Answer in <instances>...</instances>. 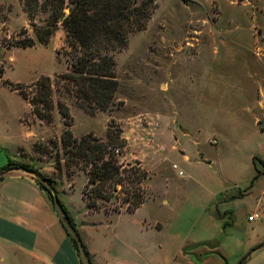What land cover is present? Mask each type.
Listing matches in <instances>:
<instances>
[{"label": "rangeland", "instance_id": "rangeland-1", "mask_svg": "<svg viewBox=\"0 0 264 264\" xmlns=\"http://www.w3.org/2000/svg\"><path fill=\"white\" fill-rule=\"evenodd\" d=\"M44 18L40 14L37 23ZM28 37L36 41L20 1L0 0L1 80L31 85L41 75L54 77L67 71L65 55L60 60L57 56L66 38L62 27L47 45L2 46L3 38L12 43ZM116 73L120 88L112 110L90 116L74 109V133L92 132L105 139L108 124L123 131L128 146L120 161L133 165L140 161L149 173L147 198L139 214L153 224L144 231L147 242L155 243L159 251L187 244L198 232L215 229L216 219L209 217L222 206L232 211V233L244 238L263 234L264 176L249 187L256 175L253 158H264V108L259 105L264 99V0H156L146 28L132 35L128 47L116 55ZM53 97L55 103L74 106L57 92ZM53 112L52 123L34 118L20 96L0 84V123L9 124L21 137L26 124L33 128L35 124L36 134L28 152L20 149L21 156L0 144L1 166L13 160L60 183V169L66 170L69 154L59 140L63 122L57 107ZM167 128L172 136L159 133ZM161 140L166 141L162 149ZM174 144L188 160L174 151ZM256 166L262 169L259 163ZM68 170L78 171L75 191L66 195L63 188L54 189L62 205L66 202L78 210V228H83L82 221L90 219L81 199L87 178L73 165ZM247 188L246 196L234 197ZM100 203L102 211L103 206L115 205L114 200ZM256 211L261 217L249 221ZM102 222L84 230L89 240L100 250L125 255L128 237L113 236L108 220Z\"/></svg>", "mask_w": 264, "mask_h": 264}, {"label": "trees", "instance_id": "trees-1", "mask_svg": "<svg viewBox=\"0 0 264 264\" xmlns=\"http://www.w3.org/2000/svg\"><path fill=\"white\" fill-rule=\"evenodd\" d=\"M19 1L28 16L36 41L28 37L24 41L16 40L11 43L3 38L2 46L7 49L32 48L36 46V42L47 45L62 27L66 38L62 50L57 51V56L60 60L62 53L65 55L68 68L66 72L54 77L41 75L31 85L12 84L8 81L4 84L29 103L31 114L40 121L52 123L53 111L57 107L64 125L59 140L69 154L65 160L66 171L70 174L68 169L73 165L85 174L87 181L82 189V199L89 212L101 210L100 202L110 203L113 200V208L103 206L106 215L136 211L147 198L149 173L140 161L134 165L120 161L128 146L123 131L108 124L105 139L93 133L77 138L72 132L74 121L70 106L63 101L55 103L53 96L57 92L60 96L68 97L75 107L90 116L112 110L120 88L116 55L128 47L132 35L146 28L156 8V0ZM40 14H45L42 24L37 23ZM3 74L4 68H0V76ZM51 142L55 140L51 139ZM253 163L256 175L249 188L262 173L257 168V163L264 168V160L254 157ZM12 169L32 170L27 165L9 160L0 169V175ZM59 175H62V169ZM36 184L47 193L52 203L51 194L37 181ZM63 208L66 220L76 227L64 205ZM70 239L78 254L75 241Z\"/></svg>", "mask_w": 264, "mask_h": 264}, {"label": "crops", "instance_id": "crops-1", "mask_svg": "<svg viewBox=\"0 0 264 264\" xmlns=\"http://www.w3.org/2000/svg\"><path fill=\"white\" fill-rule=\"evenodd\" d=\"M0 84L4 85L1 77ZM14 93L20 96L16 91ZM20 98L31 113L29 103L21 96ZM259 105L264 108V99L259 100ZM76 108L70 106L72 117ZM54 119H56L55 113ZM20 120L22 123L25 118ZM26 125L27 127L24 128V122L22 123L25 131H23L21 137L16 134V131L10 129L9 124L3 125V121H1V147L6 150L10 146V149L16 150V153L20 156V149L28 152V146H33L35 143L36 134L33 130L35 124H33L34 128L32 125ZM72 132L77 138L83 136H77L74 133V123ZM159 133L162 136L173 134L169 128H167V131L162 130ZM98 136L104 137V135ZM173 137L175 136L173 135ZM28 141H31V145H28ZM160 142V148L162 149L166 141L161 140ZM26 144L27 146H25ZM173 147H176L174 151H181L185 160L189 159L188 155L182 149H179L177 145L174 144ZM257 158L264 160V158ZM0 161V167H4L1 166L3 165L1 157ZM173 167L176 166L173 165ZM260 171L262 173L255 179L254 183L264 176L263 167ZM77 172L69 174L66 170H62V175L58 177L60 182L58 185L48 180L55 189L56 187L63 188V192L69 195L75 191ZM180 172L182 174V171ZM0 177H2L0 180V264H81L72 241L64 230L47 193L36 184V181L31 176L21 173L20 169L9 170ZM244 192H240L234 197H244L248 194ZM242 193L244 194L242 195ZM82 202L87 210L85 216L90 218V221H82L83 228H78V210L73 209L66 202L63 205L81 235L87 237L86 240L83 237L82 239L92 264H240L241 260L247 255V258L241 264H264V247L257 249L264 245V233H257L250 238L240 237L232 233L230 229L232 211L223 208L226 206H222L220 210L216 209L211 213L209 218L216 219L217 223L213 231L202 230L196 234L193 241L187 244H175L166 251H159L154 247L155 243L149 244L144 236V231L147 232L151 229L149 226L152 227L153 224L151 222L147 224L139 217L146 200L132 213L122 211L110 215H106L102 210L89 212L83 199ZM249 217H253L249 221L254 222L261 217V213L256 211L252 215L250 214L248 219ZM93 218L97 222L93 220L91 222ZM104 219L108 220L107 229L110 230L113 236L128 237L129 241L126 242L125 255L118 256L117 251L100 250L92 240H89V236L84 230L91 225L101 226ZM138 228L140 231H138ZM133 232L136 237H129Z\"/></svg>", "mask_w": 264, "mask_h": 264}, {"label": "water", "instance_id": "water-1", "mask_svg": "<svg viewBox=\"0 0 264 264\" xmlns=\"http://www.w3.org/2000/svg\"><path fill=\"white\" fill-rule=\"evenodd\" d=\"M27 174L30 176H33L35 180L40 183L41 185L44 186V188L51 194L52 196V203H53V208L58 215L60 222L62 223V226L64 227L67 235L72 238L77 246V251H78V256L80 259L81 264H90V258L87 253V250L85 248V245L81 239V236L73 225H71L65 218V211L63 208L62 203L60 202L57 192L52 186V184L48 181V179L41 177L39 174H37L33 170H24ZM264 245H261L257 249L263 248Z\"/></svg>", "mask_w": 264, "mask_h": 264}, {"label": "built area", "instance_id": "built-area-1", "mask_svg": "<svg viewBox=\"0 0 264 264\" xmlns=\"http://www.w3.org/2000/svg\"><path fill=\"white\" fill-rule=\"evenodd\" d=\"M117 152V151H116ZM180 174H181V172H180ZM253 219V217H249V220H252Z\"/></svg>", "mask_w": 264, "mask_h": 264}]
</instances>
